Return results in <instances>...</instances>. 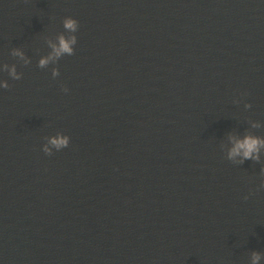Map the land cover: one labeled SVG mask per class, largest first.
I'll use <instances>...</instances> for the list:
<instances>
[{
    "label": "water",
    "instance_id": "obj_1",
    "mask_svg": "<svg viewBox=\"0 0 264 264\" xmlns=\"http://www.w3.org/2000/svg\"><path fill=\"white\" fill-rule=\"evenodd\" d=\"M0 79L2 264H264V0H0Z\"/></svg>",
    "mask_w": 264,
    "mask_h": 264
},
{
    "label": "clouds",
    "instance_id": "obj_2",
    "mask_svg": "<svg viewBox=\"0 0 264 264\" xmlns=\"http://www.w3.org/2000/svg\"><path fill=\"white\" fill-rule=\"evenodd\" d=\"M63 28L69 35H61L58 41L51 44L52 52L42 57L39 61L41 68L46 67L50 63L58 61L63 56H73L76 51L78 44L77 33L79 31V22L72 17H65L63 19ZM13 55L20 57L22 60L25 59L23 52L15 50ZM28 61L25 60V63ZM9 74L15 80L21 79V75L17 73L15 66L9 69ZM53 76L59 75L58 70L53 69ZM9 88L7 80L0 79V90ZM63 91L67 93L69 90L64 88ZM71 143V137L64 134H57L48 138L47 143L42 146V151L46 155H53L54 152L62 151L69 147ZM264 151V139L257 136L245 135L242 138L232 137L231 147L227 151V159L237 163H243L247 160H254L259 162L261 159V152ZM261 256L259 253L253 254L252 264H260ZM2 264V261H0Z\"/></svg>",
    "mask_w": 264,
    "mask_h": 264
}]
</instances>
